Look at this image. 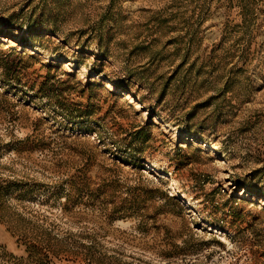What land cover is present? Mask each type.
Instances as JSON below:
<instances>
[{
	"label": "rangeland",
	"instance_id": "rangeland-1",
	"mask_svg": "<svg viewBox=\"0 0 264 264\" xmlns=\"http://www.w3.org/2000/svg\"><path fill=\"white\" fill-rule=\"evenodd\" d=\"M0 35V264H264V0H0Z\"/></svg>",
	"mask_w": 264,
	"mask_h": 264
},
{
	"label": "bare ground",
	"instance_id": "bare-ground-1",
	"mask_svg": "<svg viewBox=\"0 0 264 264\" xmlns=\"http://www.w3.org/2000/svg\"><path fill=\"white\" fill-rule=\"evenodd\" d=\"M0 41L2 42H12L11 44H14L13 43V40H11V38H9L8 36H3V35H0ZM125 97L126 99H129L130 102H133V97L130 95V94H125ZM139 104L138 102L135 103V106L137 107ZM216 151V148L213 147L209 152H214ZM173 181H175V178H173ZM181 195L179 194V197L182 198V199H185V197H187V194L184 192V191H180Z\"/></svg>",
	"mask_w": 264,
	"mask_h": 264
}]
</instances>
